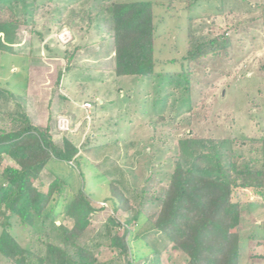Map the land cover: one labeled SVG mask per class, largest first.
<instances>
[{"label":"rangeland","instance_id":"rangeland-1","mask_svg":"<svg viewBox=\"0 0 264 264\" xmlns=\"http://www.w3.org/2000/svg\"><path fill=\"white\" fill-rule=\"evenodd\" d=\"M142 1L164 3L166 0H116L118 3ZM263 3L264 0H172L169 7L163 5L154 9V71L157 73L186 70L183 59L188 17L193 34L210 39L225 34L230 43L229 47L222 48L218 57L209 56L190 64L192 90L186 106L193 107L191 125L167 128L151 127L154 87L151 81L114 76L111 40L100 42L93 35L83 40L81 35L67 28L59 34L50 28L39 42L31 35L28 17L20 10L17 17L25 21L24 25L0 27V89L13 97L10 99L0 90V130H11L14 127L11 116L23 110L34 126L49 127L56 146H61L63 136L70 138L82 157L80 165L85 191L91 198L89 202L98 210L91 218V229L96 230L111 215L106 201L110 196L108 181H104V175L130 199L131 215L137 208L140 211L139 219L130 228L133 263L185 264L179 251L164 247L159 237H149L160 194L171 172L167 161L175 156L176 142L188 133L196 138L216 139L262 136L264 74L260 67L264 63V43L257 19L258 5ZM220 4L223 11L218 8ZM37 25L40 31V22ZM77 46L83 48L76 52L66 71L63 52ZM58 74L61 75L59 84ZM59 95L67 99L66 105L59 103ZM87 104L89 108H85ZM62 106L74 117L73 121L58 113ZM59 117L71 121L68 132L57 130L55 123ZM179 120L180 117L176 123ZM4 164L6 162L0 165V176ZM55 176L66 182L67 189L63 198L51 203V208L57 217L56 224L70 228L71 223L63 220L62 214L71 196L81 187V177L71 164L51 161L34 184L45 192ZM243 198L248 202L254 200L249 192ZM131 215L118 213L115 218L123 223ZM262 221L264 215L252 213L244 228L235 221L231 229L242 228L240 233L245 238L252 226ZM11 223V233L26 247L29 229L19 226L15 220ZM255 244L246 247L243 242L246 250L242 264H264L260 258L253 262L247 258L249 250V254L264 256V247ZM155 251L160 254L158 258L153 254ZM113 254L104 243L98 260L107 263ZM0 264H6L2 255Z\"/></svg>","mask_w":264,"mask_h":264},{"label":"trees","instance_id":"trees-1","mask_svg":"<svg viewBox=\"0 0 264 264\" xmlns=\"http://www.w3.org/2000/svg\"><path fill=\"white\" fill-rule=\"evenodd\" d=\"M171 4L172 0L164 3L0 0V27L24 25L25 21L17 17L18 11L23 10L31 35L39 42L50 28L56 34L67 28L81 35L83 40L88 35L100 42L111 40L114 76L153 83L151 127H190L193 107L186 106L192 90L190 64L209 56L218 57L222 48L229 47L230 43L225 34L216 39L193 34L188 17L183 59L186 70L155 72L154 9ZM218 8L223 11L222 4ZM258 8L257 21L264 43V3ZM39 22L42 31L37 30ZM45 48L50 50L48 46ZM81 48L83 46L63 52L66 71ZM260 71L264 74V63ZM60 81L58 74L57 84ZM6 96L13 98L11 93ZM58 101L62 105L68 102L63 95H59ZM58 113L74 120L64 106ZM11 117L14 127L9 131L0 130V165L6 162L0 176V255L6 259V264H134L129 237L130 228L140 217L139 208L131 215L130 199L114 181L102 175L104 181H108L110 196L106 201L111 215L96 230L91 229V218L98 210L91 206V198L85 191L82 157L77 146L67 136L62 137L60 147L56 146L49 127L34 126L23 110ZM51 161L71 164L81 177V187L71 196L62 214L63 220L71 223L70 228L56 224L57 217L51 208L54 200L63 198L66 182L55 176L45 192L39 191L34 184ZM167 162L171 172L160 194L149 237H159L164 247L171 246L179 251L185 264H242L246 250L243 242L246 247L252 243L264 247V221L255 223L245 238L240 233L242 228L231 229L235 221L244 228L252 213L264 215V132L259 138L218 139L196 138L188 133L176 142L175 156ZM248 192L253 195V201H244ZM139 193L142 199L144 193ZM118 213L131 216L121 223L115 218ZM12 220L29 229L26 247H22L11 233ZM104 243L114 252L107 263L98 260ZM249 252L250 262L256 258L264 261L263 255ZM153 254L157 258L160 255L156 251Z\"/></svg>","mask_w":264,"mask_h":264},{"label":"built area","instance_id":"built-area-1","mask_svg":"<svg viewBox=\"0 0 264 264\" xmlns=\"http://www.w3.org/2000/svg\"><path fill=\"white\" fill-rule=\"evenodd\" d=\"M90 105H85V108H89ZM56 128L59 132H68L70 130V121L65 117H59L56 120Z\"/></svg>","mask_w":264,"mask_h":264},{"label":"crops","instance_id":"crops-1","mask_svg":"<svg viewBox=\"0 0 264 264\" xmlns=\"http://www.w3.org/2000/svg\"><path fill=\"white\" fill-rule=\"evenodd\" d=\"M30 120V119H29ZM30 122H31V120H30Z\"/></svg>","mask_w":264,"mask_h":264}]
</instances>
